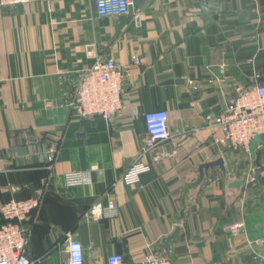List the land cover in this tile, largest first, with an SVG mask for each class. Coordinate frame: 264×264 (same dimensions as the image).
<instances>
[{
  "label": "crops",
  "instance_id": "0c3cea01",
  "mask_svg": "<svg viewBox=\"0 0 264 264\" xmlns=\"http://www.w3.org/2000/svg\"><path fill=\"white\" fill-rule=\"evenodd\" d=\"M133 5L130 16L115 18H98L95 0L0 7V208L12 199L40 202L28 220L39 264L69 263V233L85 249L84 264H109L115 254L142 264L149 253L174 264H264V144L230 148L206 122L238 87L264 84V0ZM100 56L123 67L141 62L113 125L72 110L76 86ZM151 111L169 114L171 137L158 153L173 156L159 164L147 156L152 171L128 187L122 177L145 151ZM49 148L58 152L51 166ZM219 159L224 171L200 173ZM70 172L90 173L92 185L67 188ZM235 181L244 187L231 189ZM111 201L116 219L86 217ZM237 222L240 236L224 232ZM177 231L170 249L163 245Z\"/></svg>",
  "mask_w": 264,
  "mask_h": 264
},
{
  "label": "built area",
  "instance_id": "2783aa9c",
  "mask_svg": "<svg viewBox=\"0 0 264 264\" xmlns=\"http://www.w3.org/2000/svg\"><path fill=\"white\" fill-rule=\"evenodd\" d=\"M30 0H0V7H14L25 5ZM134 0H95L98 18L128 17ZM141 64L135 60L131 66H119L111 58L98 57L94 64L85 70L72 96L73 113L82 120L103 119L109 125L116 122V118L124 109L123 95L126 82L131 76L132 68ZM220 78L226 82L225 69L219 71ZM189 84L194 87L192 81ZM169 114L166 111H151L145 115L148 139L143 154L135 160L122 177L128 187L140 185L141 178L152 171V163L145 161L153 154L152 162L159 164L167 161L173 153L164 151L158 153L161 144L170 139L168 129ZM206 122L210 127H220L224 132L227 145L236 150H246L250 143L258 137L264 136V84L254 87H238L236 95L227 104L225 110L215 116L208 115ZM49 166L54 164L57 156L55 148L46 149ZM0 159V174H5ZM93 177L90 173L70 172L64 176L67 188H77L92 185ZM40 206L37 199H12L0 208L1 217L7 222L0 226V264H39L30 256L31 237L28 220L34 209ZM118 210L115 202L108 205L96 204L87 218L93 221L116 219ZM242 222L223 227L224 232L238 237L244 231ZM69 249L68 264H84V253L81 243L73 234L66 236ZM125 257L115 254L110 257L109 264H123ZM142 264H174L156 253L145 256Z\"/></svg>",
  "mask_w": 264,
  "mask_h": 264
},
{
  "label": "water",
  "instance_id": "95a60500",
  "mask_svg": "<svg viewBox=\"0 0 264 264\" xmlns=\"http://www.w3.org/2000/svg\"><path fill=\"white\" fill-rule=\"evenodd\" d=\"M257 139L260 140L264 144V136L258 137ZM216 166H219L224 171L225 170V167H224L225 164H224L223 159H219L218 161H216L213 164L203 165L200 168V173L202 174L205 171L208 172L209 170L216 168ZM260 173H261L260 170L256 172V177L257 178H258V176H259ZM244 184H245L244 181H235L230 186V188L231 189L236 188L238 190H241L244 187ZM178 233H179V231H177L175 234H173L172 236H170L168 239H164L162 241L163 245H165L166 247H168L170 249L169 245H170L171 241H173V239H175V237L178 235Z\"/></svg>",
  "mask_w": 264,
  "mask_h": 264
},
{
  "label": "trees",
  "instance_id": "16d2710c",
  "mask_svg": "<svg viewBox=\"0 0 264 264\" xmlns=\"http://www.w3.org/2000/svg\"><path fill=\"white\" fill-rule=\"evenodd\" d=\"M0 217H1V215H0ZM1 219H2V223H0V226L5 225L7 222L2 217H1Z\"/></svg>",
  "mask_w": 264,
  "mask_h": 264
}]
</instances>
